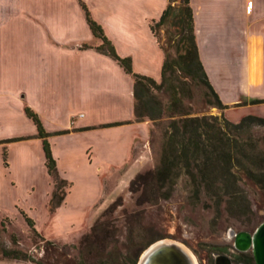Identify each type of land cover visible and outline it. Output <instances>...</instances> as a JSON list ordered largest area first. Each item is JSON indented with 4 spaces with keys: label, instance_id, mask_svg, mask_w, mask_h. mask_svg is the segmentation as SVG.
Wrapping results in <instances>:
<instances>
[{
    "label": "crops",
    "instance_id": "crops-1",
    "mask_svg": "<svg viewBox=\"0 0 264 264\" xmlns=\"http://www.w3.org/2000/svg\"><path fill=\"white\" fill-rule=\"evenodd\" d=\"M79 1L116 55L129 58L134 73L157 81L164 55L150 26L167 0ZM189 6L197 55L213 92L228 106L226 118L230 106L263 107L249 101L264 99V0H189ZM99 44L77 0H0V221L9 207L31 219L17 200L2 198L14 189L28 197L34 171L46 173L41 141L24 108L36 114L56 172L69 184L49 213L54 224L75 204L77 190L80 205L92 210L112 171L143 156L149 122L132 121V80L94 50ZM112 123L121 124L106 126ZM74 213L81 225L92 218L77 208Z\"/></svg>",
    "mask_w": 264,
    "mask_h": 264
},
{
    "label": "rangeland",
    "instance_id": "rangeland-1",
    "mask_svg": "<svg viewBox=\"0 0 264 264\" xmlns=\"http://www.w3.org/2000/svg\"><path fill=\"white\" fill-rule=\"evenodd\" d=\"M154 31L162 46L173 55V49L165 46L167 36L165 29L156 27ZM178 82L186 83L182 85L183 98L180 110L189 112L190 116L204 115L218 119L223 116L226 120L237 123L250 113L264 115V106L256 109L230 106L227 119L223 110L210 106L213 99L203 86L187 85V81L181 78ZM148 122L150 126L148 145L143 149L145 155L143 154L140 161L134 162L130 159L123 168L112 171L104 180L100 200L92 210H88L89 212L84 209V205H80L82 196L77 190L71 199L75 204L68 207L66 215H62L56 224L50 222L51 212L47 210L44 191L48 186V177L40 168L34 171L33 177L28 180L35 188L31 195L26 197L21 191L14 189L4 196L3 202L7 203L11 199L18 201L21 208L34 221L39 235L50 241L51 245H46L35 238L22 218L9 207L8 218L2 219L0 249L20 250L31 254L34 259L51 264H99V261L106 258L113 260L114 264H123L122 262L131 259L130 256L137 247L145 245L152 239H164L182 245L194 257L196 264H213V259L218 254L235 257L236 252L232 247L229 233L252 232L264 220V189L241 177L237 187L247 201L240 199L238 204L231 206L223 204L216 208L202 194L194 200L189 185L183 180L176 181L170 188L168 183L158 187L150 175L159 165L162 131L168 120L163 117L159 121ZM248 134L252 139L264 144V127L250 128ZM137 149L135 145L132 156ZM132 163H136L134 169ZM138 176L141 179L131 188L130 182ZM80 180L83 186L86 185L84 183L86 181L82 178ZM168 191L167 199H160L161 194H168ZM76 208L78 215L87 212L86 220L92 216L91 220L81 225V216L71 214H75ZM68 220L74 221L75 224L70 227ZM91 228L96 229L100 238L103 234L107 236L105 244L111 256H105V252L100 253L98 250L97 255L94 253L89 255L88 249L79 246L81 238ZM0 264L31 263L4 260L0 257Z\"/></svg>",
    "mask_w": 264,
    "mask_h": 264
},
{
    "label": "trees",
    "instance_id": "trees-1",
    "mask_svg": "<svg viewBox=\"0 0 264 264\" xmlns=\"http://www.w3.org/2000/svg\"><path fill=\"white\" fill-rule=\"evenodd\" d=\"M77 1L90 33L100 40V44L94 50L113 60L132 80V121L155 122L163 117L168 120L162 131L159 165L150 175L155 185L163 187L168 183L170 188L176 181L183 180L189 185L194 200L202 194L216 208L223 204L227 206L238 204L240 199L247 201L237 187L241 177L264 189V144L252 139L248 134L250 128L264 127V118L246 115L239 122L232 123L223 116L219 119L204 115L190 116L189 112L180 110L183 98L182 85H186L184 82H178L180 78L187 81V85L203 86L213 99L211 107L217 110L228 107L221 104L213 92L199 61L189 0H167L168 3L159 19L150 26L152 32L156 27H163L167 34L165 46L173 49V55L169 54L156 37L164 55L157 81L134 73L129 58L116 55L100 27L89 17L85 6ZM263 102L264 100H250L249 104ZM24 114L35 126L36 137L41 141L44 166L52 182L47 210L53 212L61 204L69 184L56 172L55 161L46 141L47 133L43 130L36 114L28 108H24ZM120 124L112 123L106 126ZM5 155V151H2L4 165ZM140 179L141 177L138 176L132 180L130 187L133 188ZM168 195L169 191L168 194H161L160 199L165 200ZM18 214L35 238L46 245H51L50 241L44 240L37 233L30 218L22 211H18ZM0 229H3V220L0 221ZM104 235L100 238L96 229L91 228L81 238L79 246L88 249L89 255L92 253L97 255L99 251L105 252L104 255L109 257L111 255L105 244L107 236ZM156 240L158 239H152L145 245L137 247L135 252H132L131 259H128L129 262L122 263L136 264L140 253ZM0 257L4 260L31 264H51L34 259L31 254L20 250L0 249ZM99 264H114V262L106 258L99 261Z\"/></svg>",
    "mask_w": 264,
    "mask_h": 264
},
{
    "label": "water",
    "instance_id": "water-1",
    "mask_svg": "<svg viewBox=\"0 0 264 264\" xmlns=\"http://www.w3.org/2000/svg\"><path fill=\"white\" fill-rule=\"evenodd\" d=\"M229 236L234 237L235 250L246 251L251 247L254 264H264V221L251 235L230 231ZM136 264H196V261L182 245L162 239L148 245L140 253ZM214 264H230V261L224 255H216Z\"/></svg>",
    "mask_w": 264,
    "mask_h": 264
},
{
    "label": "flooded vegetation",
    "instance_id": "flooded-vegetation-1",
    "mask_svg": "<svg viewBox=\"0 0 264 264\" xmlns=\"http://www.w3.org/2000/svg\"><path fill=\"white\" fill-rule=\"evenodd\" d=\"M238 232H244V233H247L249 235L252 234V232H246V231H238ZM231 238H232V247H233L234 237L231 236ZM233 249H234V247H233ZM234 251L236 252V254H235V257H232V258H230L229 256H226L224 254H218V255H224L225 257H227L230 261V264H254L251 247H249L246 251H237L235 249H234ZM213 264H214V259H213Z\"/></svg>",
    "mask_w": 264,
    "mask_h": 264
}]
</instances>
